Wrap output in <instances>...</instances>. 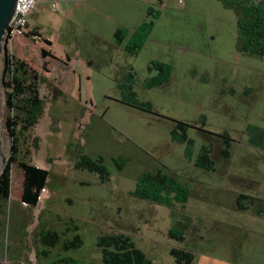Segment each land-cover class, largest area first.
<instances>
[{
	"label": "rangeland",
	"instance_id": "rangeland-1",
	"mask_svg": "<svg viewBox=\"0 0 264 264\" xmlns=\"http://www.w3.org/2000/svg\"><path fill=\"white\" fill-rule=\"evenodd\" d=\"M106 1L110 6L101 8ZM41 7L28 22L51 43L14 39L6 48L38 72L43 62L48 69L39 86L44 111L32 131L38 148L23 158L49 171L47 191L36 206L24 204L23 171L11 165L9 195L0 201V264H55L61 257L100 264L96 238L112 231L128 235L152 264H181L172 248L194 253L192 264H264V59L239 49L235 11L220 0H70L67 10ZM5 113L0 83L7 163ZM178 120L192 126L182 131ZM201 128L227 133L231 156L221 155L220 137ZM211 141L216 164L206 170L195 161ZM78 151L101 156L108 179L74 168ZM2 165L0 157L1 172ZM158 171L167 186L144 179ZM180 189L187 203L175 197ZM144 192L151 197L141 198ZM240 193L259 198L263 217L238 210ZM73 224L76 231L65 230ZM46 229L62 238L78 233L83 243L67 251L43 245L36 234ZM43 248L47 257L37 253Z\"/></svg>",
	"mask_w": 264,
	"mask_h": 264
},
{
	"label": "trees",
	"instance_id": "trees-1",
	"mask_svg": "<svg viewBox=\"0 0 264 264\" xmlns=\"http://www.w3.org/2000/svg\"><path fill=\"white\" fill-rule=\"evenodd\" d=\"M220 1H222L226 7L235 11L239 49L264 59V0ZM114 37L116 38V43L120 44L124 39V30L118 27L114 32ZM46 42L49 43L48 41ZM135 47H139V45L135 44ZM127 48L126 46V49ZM42 55L48 56L51 54L49 51L43 49ZM153 65H156V63ZM42 69L44 72L48 71L46 70L44 62L42 64ZM1 70L0 83L4 90V102L6 107L4 128L10 137L11 144L8 161L2 172L0 171V201H5L9 195L11 165L16 163L23 171L20 199L28 206H36L39 201L41 189L47 185L49 171L31 164L23 158L30 154L31 149L35 150L38 148V138L32 135V131L44 111V99L40 95L39 86L42 82H45L47 78L44 72L40 73L28 66L23 60L14 56L8 49H6V53L2 58ZM176 126L182 131H185V126H192V124L178 120ZM201 130L204 133H210V136H215V138L219 139L220 137L221 139H219V141H221L222 144L220 151L221 155L224 158H229L231 156L230 148L232 138L227 133L218 134L202 128ZM28 138H31V142H29L30 146L23 149V145L27 143ZM213 144L214 142L211 141L209 145H203L196 158V166L206 170L215 169L214 166L216 161L211 155L213 152ZM116 164L118 163L116 162ZM73 166L76 169H85L97 173L101 181L108 179L109 176V171L104 165L101 156L93 157L87 153L78 151L74 157ZM144 176V179L153 178L158 180V183H163L167 186L165 183L167 176L161 174L160 171H158L157 174L149 173ZM175 184L177 185L178 182ZM180 192L182 194L184 193V191L180 189L177 191L175 197L187 203L188 195L184 193V195L180 197ZM158 193L160 194V191H156L154 197H158ZM139 195L141 198L151 197L147 192ZM256 199L259 200V198H255L250 194L240 193L237 198L238 210L251 209L257 215L263 217V208L260 206L262 204L258 201L255 202ZM244 201L248 202L246 203L247 205H244ZM72 226L71 228L68 225L65 230L76 231L78 229L76 224ZM42 231L43 232L37 233L36 235L38 242L43 245L50 247L60 245L62 250L67 251L76 249L83 243L78 233H74L70 238H62L55 230L46 229ZM171 235H174V233L171 232ZM96 246L101 253L100 264H152L151 259H148L146 255L136 247L131 238L120 231H112L99 235L96 238ZM37 253L40 254L41 257H47L48 248L38 250ZM171 253L181 264H192L194 260V253L185 249L172 248ZM71 260L72 258L61 257L54 261L55 264H69Z\"/></svg>",
	"mask_w": 264,
	"mask_h": 264
},
{
	"label": "built area",
	"instance_id": "built-area-1",
	"mask_svg": "<svg viewBox=\"0 0 264 264\" xmlns=\"http://www.w3.org/2000/svg\"><path fill=\"white\" fill-rule=\"evenodd\" d=\"M36 2L37 0H16L12 17L5 31L7 44H11L14 39L24 35L28 14L36 5ZM179 2L182 3L183 0H179ZM46 191L44 187L41 189L40 194Z\"/></svg>",
	"mask_w": 264,
	"mask_h": 264
},
{
	"label": "water",
	"instance_id": "water-1",
	"mask_svg": "<svg viewBox=\"0 0 264 264\" xmlns=\"http://www.w3.org/2000/svg\"><path fill=\"white\" fill-rule=\"evenodd\" d=\"M16 0H0V55L6 53L5 31L12 17ZM4 166L6 164L5 157L2 159Z\"/></svg>",
	"mask_w": 264,
	"mask_h": 264
},
{
	"label": "crops",
	"instance_id": "crops-1",
	"mask_svg": "<svg viewBox=\"0 0 264 264\" xmlns=\"http://www.w3.org/2000/svg\"><path fill=\"white\" fill-rule=\"evenodd\" d=\"M57 1H58V5H57V4L55 5L54 2L52 3V5H50V4L48 3V2H49L48 0H37L36 5H38L39 3H40V5H42L40 11L44 10V8H45L46 6H49V7H51V6H56V8H58L59 11H61L62 9H64V10H67V9H68V1H70V0H57ZM81 1H82V0H81ZM43 3L46 4V6H43ZM36 5H35L34 8L29 12L28 17L30 16V14H32L31 12L34 11ZM101 6H102L101 8H107V7H109L110 5H109V3L106 1V2L102 3ZM93 8L95 9L96 7H93ZM28 17H27L28 28H35V27L29 25ZM36 29H37V28H36ZM37 31L39 32V34L41 35V37H42L43 40L45 41V42H44V45H45V44H48L46 41H48L49 43H51V40H50V39L45 38V37L42 36V34H41V32H40V29H37ZM94 34H95V33H94ZM98 34H100V33H96L97 37H98ZM25 39H26V38H25L24 36H21V37H17L15 40H17V41H20V40H24V41H26ZM44 50H45V49H44ZM13 55H14V54H13ZM14 56H15V55H14ZM47 57L52 58V59H54V60H57V61H58L60 64H62L64 67H69V64H68L67 61H62L60 58H58V57H56V56H54V55H48ZM59 60H61V61H59ZM65 69L70 70V67H69V68H65ZM46 70H48V69H46ZM45 73H48V72H45ZM256 215H257V214H256Z\"/></svg>",
	"mask_w": 264,
	"mask_h": 264
},
{
	"label": "flooded vegetation",
	"instance_id": "flooded-vegetation-1",
	"mask_svg": "<svg viewBox=\"0 0 264 264\" xmlns=\"http://www.w3.org/2000/svg\"><path fill=\"white\" fill-rule=\"evenodd\" d=\"M23 36L25 38H30L31 40L35 41L36 43H43L44 44V42H45L43 40V38L41 37V35L39 34V32L37 31V29L36 28H28V24L26 25V30H25V33ZM45 72H48V71H45ZM45 72H44V75L47 74Z\"/></svg>",
	"mask_w": 264,
	"mask_h": 264
},
{
	"label": "bare ground",
	"instance_id": "bare-ground-1",
	"mask_svg": "<svg viewBox=\"0 0 264 264\" xmlns=\"http://www.w3.org/2000/svg\"><path fill=\"white\" fill-rule=\"evenodd\" d=\"M0 157L4 158V141L0 140Z\"/></svg>",
	"mask_w": 264,
	"mask_h": 264
}]
</instances>
